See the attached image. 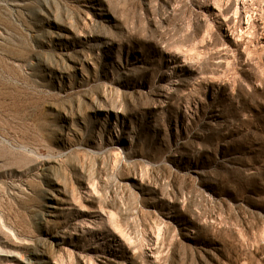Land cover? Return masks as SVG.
<instances>
[{
  "label": "rangeland",
  "instance_id": "obj_1",
  "mask_svg": "<svg viewBox=\"0 0 264 264\" xmlns=\"http://www.w3.org/2000/svg\"><path fill=\"white\" fill-rule=\"evenodd\" d=\"M0 264H264V0H0Z\"/></svg>",
  "mask_w": 264,
  "mask_h": 264
}]
</instances>
